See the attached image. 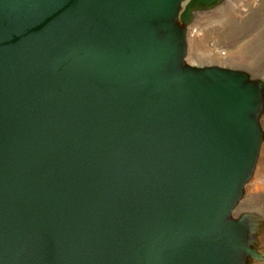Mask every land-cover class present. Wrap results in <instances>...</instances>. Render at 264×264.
<instances>
[{
  "label": "water",
  "instance_id": "obj_1",
  "mask_svg": "<svg viewBox=\"0 0 264 264\" xmlns=\"http://www.w3.org/2000/svg\"><path fill=\"white\" fill-rule=\"evenodd\" d=\"M230 1L0 0V264H264V73L189 60Z\"/></svg>",
  "mask_w": 264,
  "mask_h": 264
},
{
  "label": "rangeland",
  "instance_id": "obj_2",
  "mask_svg": "<svg viewBox=\"0 0 264 264\" xmlns=\"http://www.w3.org/2000/svg\"><path fill=\"white\" fill-rule=\"evenodd\" d=\"M189 60L264 73V0H231L201 16L190 32ZM247 207L264 213V174L252 182Z\"/></svg>",
  "mask_w": 264,
  "mask_h": 264
},
{
  "label": "bare ground",
  "instance_id": "obj_3",
  "mask_svg": "<svg viewBox=\"0 0 264 264\" xmlns=\"http://www.w3.org/2000/svg\"><path fill=\"white\" fill-rule=\"evenodd\" d=\"M264 174V149H263V152H262V156H261V159H260V164H259V168L257 170V173L255 175V178L253 179V181L259 177V176H262ZM252 181V182H253Z\"/></svg>",
  "mask_w": 264,
  "mask_h": 264
}]
</instances>
